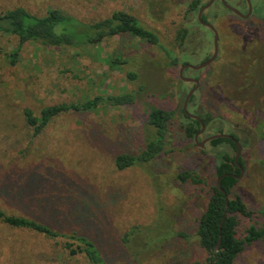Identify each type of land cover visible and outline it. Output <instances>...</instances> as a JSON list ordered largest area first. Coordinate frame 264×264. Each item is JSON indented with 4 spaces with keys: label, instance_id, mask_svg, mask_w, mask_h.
<instances>
[{
    "label": "rangeland",
    "instance_id": "obj_1",
    "mask_svg": "<svg viewBox=\"0 0 264 264\" xmlns=\"http://www.w3.org/2000/svg\"><path fill=\"white\" fill-rule=\"evenodd\" d=\"M189 1L0 0V13L22 7L41 16L57 8L86 22L114 11L127 12L155 32L160 46L178 61L172 68L159 46L124 36L76 50L27 43L12 65L9 57L18 42L0 37V210L27 216L60 234L74 231L86 236L105 264H208L207 254L193 240L168 245L161 256L140 263L120 242L130 227H149L159 213L171 219L172 230L193 235L215 181V156L236 154L228 144L201 148L183 132L189 121L182 105L190 86L180 80L179 68L199 65L212 53L207 40H189L183 47L177 42L178 30L187 24ZM257 1L252 0L254 13ZM215 9L218 57L206 69L183 74L201 81L187 112L204 120L210 116L203 139L228 134L242 147V175L230 198L238 196L254 213L251 219L237 218V236L243 239L250 225L260 226L257 211L264 205V16L263 22L241 21ZM189 35H207L211 41L208 31L195 22ZM111 56L126 63L112 69ZM128 72L136 73L137 80L129 81ZM128 93L136 94L131 106L61 114L36 137L22 114L25 108L38 115L48 106ZM150 108L175 112L165 154L149 164L118 171L115 158L137 155L151 133ZM182 171H196L207 185L181 184L176 176ZM9 183L30 193L19 195V200L4 192ZM83 204L93 215L78 211ZM65 242L0 222V264H90L83 255L71 257L63 248ZM234 264H264V242L246 245Z\"/></svg>",
    "mask_w": 264,
    "mask_h": 264
},
{
    "label": "trees",
    "instance_id": "obj_2",
    "mask_svg": "<svg viewBox=\"0 0 264 264\" xmlns=\"http://www.w3.org/2000/svg\"><path fill=\"white\" fill-rule=\"evenodd\" d=\"M203 4L201 0H190L186 9L187 24L178 30L177 42L184 43L183 36L189 34L192 23H196V16ZM202 21L206 22V17L202 16ZM130 36L137 38L147 44L159 46L166 54V58L171 61L170 66L177 67L178 61L172 55V51L160 46L159 37L151 30L140 25L139 21L131 14L124 11H114L108 17L93 21H83L57 8H50L37 16L30 13L25 8L16 7L0 13V37H13L18 44L10 55V63L14 65L18 60L19 52L27 44H38L48 48L83 49L102 44L115 37ZM126 60H120L113 56L109 57L108 64L112 69L125 64ZM129 81L137 80V74L128 72L126 74ZM193 98L190 99V102ZM136 102V94L128 93L119 96H97L92 100L76 104H59L43 108L38 115L25 108L22 112L25 123L33 129V137L38 136L49 122L61 114L70 112L94 111L101 107L118 108L131 106ZM175 112L161 108H150L147 112V126L151 133L147 136L143 148L137 155H118L114 160V166L118 171L128 168L149 164L165 154L167 138L173 131L172 124ZM210 116L206 115V120ZM183 124L185 137L194 139V135L199 130V123L193 119ZM264 141V134L262 135ZM221 144H228L236 150L232 141L224 138L210 142V146L218 148ZM235 156L228 153H218L214 168L215 181L208 190V199L204 212L196 220V229L193 235L183 230H172L169 226L172 222L170 218L161 213L157 220L149 227L132 226L120 238L123 248L130 258L140 263L148 258L161 256L168 245L181 244L183 242L194 241L195 245L207 254L208 264H234L237 256L244 250L246 245L263 241L264 242V205L257 211L260 219V226L250 225L246 231V236L239 239L237 236V218L239 216L251 219L253 214L247 210L238 196L230 198L231 191L238 182L241 174L242 162ZM11 174L7 172V177ZM181 184L207 185L204 178L196 171H182L176 176ZM219 184L225 194L218 187ZM4 189L5 193L15 195L21 200L19 195L29 194V190L23 186H13ZM15 187V188H14ZM60 188V185L58 186ZM10 191V192H9ZM228 208L225 211V205ZM78 211L85 212L88 216L93 215L84 204ZM0 222L16 229L29 230L40 234L48 239L54 240L63 238L66 240L64 250L71 257L83 255L90 264H105L97 246L84 235L77 232L60 234L51 229L48 225L40 223L27 216H12L0 210ZM220 239L218 252H214L215 246ZM174 250V248H172ZM176 251V249H175ZM193 264H204L196 262Z\"/></svg>",
    "mask_w": 264,
    "mask_h": 264
},
{
    "label": "flooded vegetation",
    "instance_id": "obj_3",
    "mask_svg": "<svg viewBox=\"0 0 264 264\" xmlns=\"http://www.w3.org/2000/svg\"><path fill=\"white\" fill-rule=\"evenodd\" d=\"M201 2H202V4H203V6H202V8H204L209 2H211V5L207 8V9H205L204 11H203V13H202V16H205L206 17V22H204V21H202V16H201V21L204 23V24H207V25H210L212 28H208L207 26H205V25H203V24H201L199 21H198V19H197V16H196V24H197V26L198 27H201L202 29H204V30H207L208 31V34L211 36V41H209L208 39H207V35H185V36H183L182 37V39L184 40V43L182 44V45H180L181 47H183V45L184 44H186L189 40H193V41H195V40H197V41H201V42H203V43H206L205 41L207 40V44L208 45H210L211 47H212V53L209 55V57L208 58H205V60L204 61H202V62H200V64H202V63H204V62H206L212 55H213V52H214V39H215V36H214V33H213V30L212 29H214L216 32H217V30H216V28L214 27V25H213V21L217 18V9H215V8H219V9H221L222 11H224L225 13H227L228 15H229V17H232V18H234V19H237V20H243V21H245V20H249V19H251V18H256V19H260L262 22H263V17L262 16H264V12H262L261 13V11L262 10H264V0H258L257 2H255L256 3V5H257V8H258V11H257V13H254V4H253V2H252V0H207V1H203V0H201ZM228 7L229 8H231V9H233V10H236V11H238V12H240L241 13V15H242V17H240V16H237L236 14H234V13H232V11L230 10V9H228ZM202 8H200L199 9V11L202 9ZM251 9V14H250V16H248V17H246V14L248 13V11ZM198 11V12H199ZM210 12V13H209ZM215 12V13H214ZM209 13V15H207ZM197 15H198V13H197ZM245 16V17H244ZM179 42V41H178ZM208 45H206L207 47H208ZM217 47H218V51H219V35H218V33H217ZM217 57H218V54H217ZM217 57H216V59L212 62V63H214L216 60H217ZM211 63V64H212ZM199 64V65H200ZM210 64V65H211ZM209 65V66H210ZM183 66H192V65H182L181 67H183ZM197 66V65H196ZM209 66H207L206 68H208ZM206 68H204V69H206ZM188 69H190V68H186L184 71H183V74L186 72V70H188ZM191 70V69H190ZM201 70H203V69H201ZM184 76V75H183ZM186 78H188V77H186ZM191 79H193V80H195V81H198V89L195 91V93L196 92H198V90H200V88H201V81L199 80V79H197L196 77H192ZM189 86H190V90L191 89H193L194 87H195V83H187ZM195 93L192 95V97L191 98H193L194 97V95H195ZM190 98V99H191ZM190 103V100H189V102H188V104ZM188 106V105H187ZM185 115V114H184ZM191 115H193V114H191ZM193 116H196V115H193ZM186 118H189V117H187V116H185ZM196 117H198V116H196ZM199 118V117H198ZM191 119V118H190ZM202 122H203V119H201V118H199ZM194 120V119H193ZM206 120V119H205ZM196 121V120H195ZM203 124H204V122H203ZM200 126V125H199ZM204 126H205V130H206V128H207V123H205L204 124ZM205 130L203 131V132H205ZM199 131H200V128H199V130L197 131V133L196 134H198L199 133ZM195 134V135H196ZM204 133H202V134H200L199 136H198V138H197V140L198 139H202V140H200L199 142L197 141V143H195V144H197L198 146H199V144L200 143H202L204 140H206L207 138H209V137H211V136H209V137H207V138H202V135H203ZM222 134V133H221ZM221 134H217V135H221ZM194 135V136H195ZM225 135H228V134H225ZM229 137H231V138H233V139H235V137H233V136H231V135H228ZM224 139H226V138H224ZM229 140V139H228ZM236 140V139H235ZM194 141V140H193ZM231 141V140H230ZM237 141V140H236ZM195 142V141H194ZM207 144H210V142L209 143H205L204 145H207ZM234 144V143H233ZM204 145H203V147H204ZM235 145V144H234ZM203 147H201V148H203ZM236 147V146H235ZM236 151H237V148H236Z\"/></svg>",
    "mask_w": 264,
    "mask_h": 264
},
{
    "label": "water",
    "instance_id": "obj_4",
    "mask_svg": "<svg viewBox=\"0 0 264 264\" xmlns=\"http://www.w3.org/2000/svg\"><path fill=\"white\" fill-rule=\"evenodd\" d=\"M210 5H211V2H209L204 8H202V9L198 12V15H197V19H198V21H199L201 24L207 26L208 28H212V27H211L210 25L204 24V23L201 21V16H202L203 11H204L205 9H207ZM228 9H230V10L232 11V13L236 14L237 16L242 17V15H241L240 12H238V11H236V10H233V9H231V8H229V7H228ZM250 14H251V9H250V10L248 11V13L246 14V17L250 16ZM244 17H245V16H244ZM212 30H213V33H214V36H215V39H214V52H213V55H212V56H211L206 62H204V63H202V64H200V65H197V66H183V67H180V68H179V71H178V76H179V78H180L181 81H183L184 83H195V87H194L193 89H191V90L188 92V94L185 96V99H184V101H183V105H182V110H183V113L185 114V116H187V117H189V118H191V119L196 120V121L199 123V125H200V131H199L198 134H196V135L194 136V139H193V140L195 141V143H197V138H198V136H199L200 134H202L203 131L205 130V126H204L203 122H202L198 117L193 116V115H191V114H189V113L187 112V105H188V102H189L190 98L192 97V95H193V94L195 93V91L198 89V81H195V80H193V79H191V78H186V77H184V76H183V71H184L186 68H190V69L193 70V71H199V70L204 69V68H206L207 66H209V65H210V64L216 59L217 54H218V47H217V32H216L214 29H212ZM220 138H226V139H229V140H231V141L235 144V146H236V148H237V151H236V154H235V157H234V161H235V163H237V161H238V159H239V156H240V153H241V149H242V147H241V145H240L235 139L229 137L228 135L221 134V135H214V136H211V137L207 138L206 140H204L202 143H200L199 146H200V147H203V145H204L205 143H209V142H211V141H213V140L220 139ZM241 175H242V170H241V174H240V176L237 178L238 180L241 178ZM219 182H220V180H218V187H219L220 191H221L223 194H225V191H223V190L221 189ZM227 208H228V204L226 203V205H225V211L227 210ZM219 244H220V239L218 240V243H217V245L215 246V249H214V252H215V253L218 252Z\"/></svg>",
    "mask_w": 264,
    "mask_h": 264
}]
</instances>
